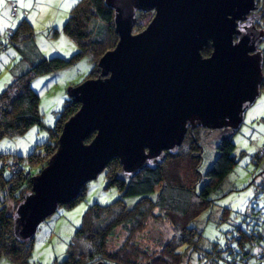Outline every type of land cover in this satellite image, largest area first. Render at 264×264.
Instances as JSON below:
<instances>
[{
	"label": "water",
	"instance_id": "95a60500",
	"mask_svg": "<svg viewBox=\"0 0 264 264\" xmlns=\"http://www.w3.org/2000/svg\"><path fill=\"white\" fill-rule=\"evenodd\" d=\"M105 2L119 40L99 59L98 76L69 90L80 108L15 211L20 242L32 240L111 161L119 159L131 178L176 154L189 130H220L221 139L230 138L261 95L264 30L248 24L257 0ZM150 11L152 21L134 33L138 12Z\"/></svg>",
	"mask_w": 264,
	"mask_h": 264
},
{
	"label": "rangeland",
	"instance_id": "374dc122",
	"mask_svg": "<svg viewBox=\"0 0 264 264\" xmlns=\"http://www.w3.org/2000/svg\"><path fill=\"white\" fill-rule=\"evenodd\" d=\"M80 1L0 2V43L3 41L8 47L6 51H0V94L15 77L27 72L43 59L61 57L68 60L74 57L79 47L65 33L64 27L72 10ZM260 1L259 7L264 11V0ZM13 4L19 7L17 17L10 15ZM154 15V11L136 15L137 24L133 32L138 33L145 29ZM10 30L17 34L14 36L13 33V39L9 43L7 35ZM259 50L264 52V42L260 44ZM97 65L98 62L96 63L92 56L85 55L74 59L72 64L63 69L35 77L32 87L40 97L39 110L43 123L34 125L23 133L4 136L0 140V156H8L11 160L14 157L19 158L26 173L31 172L32 175L39 173L38 165L29 162V156L36 153L39 158H44L45 145L54 140L51 133L58 124L66 102L70 99V88L93 78ZM219 131L203 128L199 132L198 138L203 146V160L200 166L202 174L210 169L217 156ZM232 139L236 144L237 164L221 185L211 193L210 198L215 201L194 222V226L200 232L201 248L204 251L210 252L214 246L218 250L222 249L227 236L234 233L237 228L247 232L255 230L254 232L264 240V82L261 86V95L245 112L244 120ZM2 160L0 158V166ZM9 168L16 169L15 172L19 170L16 163ZM4 174L7 179L11 177L9 171ZM118 198H120L118 188L115 185H108L104 170L96 179L85 185L84 195L77 203L71 207L60 206L39 225L32 241L29 264H64L71 247L80 246L77 233L84 223L88 209L94 204L102 206L112 204ZM136 199L124 198V201L128 205L134 203ZM160 219L156 216L145 219L142 228L136 230L133 235L124 227H118L107 245L110 256L117 258L122 254L121 264L126 260H130L131 263L128 261L124 264H144L149 259H160L164 246L173 237L171 225ZM220 251L222 258L228 255ZM206 261L196 260L194 257L190 264L211 263ZM219 261L220 264H224V259ZM0 264L14 263L3 258L0 259ZM249 264H259L256 256L251 257Z\"/></svg>",
	"mask_w": 264,
	"mask_h": 264
},
{
	"label": "trees",
	"instance_id": "16d2710c",
	"mask_svg": "<svg viewBox=\"0 0 264 264\" xmlns=\"http://www.w3.org/2000/svg\"><path fill=\"white\" fill-rule=\"evenodd\" d=\"M114 16V10L105 0H81L74 7L64 31L76 42L78 52L68 60L61 57L43 59L27 72L14 78L0 94V140L6 135L20 134L34 125L43 123L39 110L40 97L32 87L35 77L63 69L72 64L74 59L85 55L92 56L97 63L107 51L115 48L119 38L115 32ZM16 34L17 32L14 36ZM12 39L13 37L9 39V43ZM7 48V44L2 41L0 51H6ZM211 52V46L203 50L204 55ZM94 72L93 78L99 74L98 66ZM79 108L80 104L70 97L51 133L54 140L45 145L44 158H39L36 153L29 156V162L38 165L39 173L56 153L65 122ZM202 129L199 127L193 131L189 130L176 154L167 153L163 162L143 169L134 177L129 178L124 173L119 159L111 161L105 169V174L108 185L117 186L120 198L112 204H94L88 209L84 223L77 233L80 246L71 247L64 264H121L123 255H117L116 258L110 256L107 250L109 239L118 227H124L133 235L136 230L142 228L143 221L151 216L168 222L173 237L164 246L160 259H149L144 264H190L194 257L196 260L206 259L210 264H220L219 260L222 259L224 264H249L252 256H256L259 264H264V240L254 232L255 230L247 232L237 228L234 233L228 235L223 248L220 249L228 253L225 258H222L221 251L216 246L212 247L210 252L201 248L200 232L194 222L215 201L210 198L211 193L221 185L237 164L235 142L232 137L221 139L222 131H219L215 161L205 174L200 173L203 146L198 137ZM92 138L93 135L86 142H90ZM46 157L48 160H45ZM0 158L3 159L0 166V259H7L14 264H29L33 239L20 242L16 238L14 214L25 195L31 191V178L35 175L26 173L19 158L14 157L11 160L3 155ZM15 163L19 167L17 172L9 168ZM6 171L11 173L9 179L4 177ZM84 188L76 200L61 206L71 207L77 203L84 195ZM124 198L137 199L127 205ZM257 245L262 247V253L254 251ZM128 261L131 263L130 260L123 262Z\"/></svg>",
	"mask_w": 264,
	"mask_h": 264
},
{
	"label": "flooded vegetation",
	"instance_id": "af4514ba",
	"mask_svg": "<svg viewBox=\"0 0 264 264\" xmlns=\"http://www.w3.org/2000/svg\"><path fill=\"white\" fill-rule=\"evenodd\" d=\"M259 2H261V1L257 0V3H259ZM244 23H246V22H242V24H244ZM248 24H254L257 28L264 30V11H262L261 7H259V9L253 13V16H252L251 20H249ZM208 46H211V44H209ZM211 48H212V46H211ZM209 55H204V56H209Z\"/></svg>",
	"mask_w": 264,
	"mask_h": 264
},
{
	"label": "built area",
	"instance_id": "2783aa9c",
	"mask_svg": "<svg viewBox=\"0 0 264 264\" xmlns=\"http://www.w3.org/2000/svg\"><path fill=\"white\" fill-rule=\"evenodd\" d=\"M19 7L17 4H13L12 6V9H11V12H10V15L11 17H17L19 16ZM24 14L26 15V12L24 11ZM14 31L10 30L8 32V35H7V39L9 40L10 38H12V35H13ZM12 170V169H11ZM13 171H16V169H14Z\"/></svg>",
	"mask_w": 264,
	"mask_h": 264
},
{
	"label": "crops",
	"instance_id": "0c3cea01",
	"mask_svg": "<svg viewBox=\"0 0 264 264\" xmlns=\"http://www.w3.org/2000/svg\"><path fill=\"white\" fill-rule=\"evenodd\" d=\"M262 250V247L257 245L256 248L254 249L255 252H260Z\"/></svg>",
	"mask_w": 264,
	"mask_h": 264
},
{
	"label": "snow or ice",
	"instance_id": "6c2138e0",
	"mask_svg": "<svg viewBox=\"0 0 264 264\" xmlns=\"http://www.w3.org/2000/svg\"><path fill=\"white\" fill-rule=\"evenodd\" d=\"M0 2H2V0H0Z\"/></svg>",
	"mask_w": 264,
	"mask_h": 264
}]
</instances>
